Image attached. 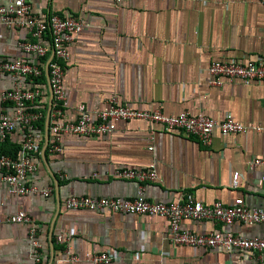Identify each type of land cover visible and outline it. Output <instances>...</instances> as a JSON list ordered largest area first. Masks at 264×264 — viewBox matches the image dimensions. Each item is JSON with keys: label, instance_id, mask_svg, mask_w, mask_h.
I'll list each match as a JSON object with an SVG mask.
<instances>
[{"label": "crops", "instance_id": "1", "mask_svg": "<svg viewBox=\"0 0 264 264\" xmlns=\"http://www.w3.org/2000/svg\"><path fill=\"white\" fill-rule=\"evenodd\" d=\"M27 1L40 17L56 11L86 22L64 62L63 119H75L80 103L101 109L116 95L138 109L188 110L216 120L230 113L243 124L264 126V82L216 85L206 69L212 61L264 57V0ZM26 35L25 28L0 25V58L31 60L17 45ZM11 86V78L0 74V95ZM46 91L47 101L39 104L47 113V84ZM0 110L11 113L13 108L0 98ZM152 128L141 119L118 120L110 134L65 133L61 150L49 153L47 117L39 122L38 167L31 182L50 185L51 193L14 194L0 179V218L22 210L34 219L41 261L29 255V225L1 221L0 264H89L87 257L102 251L117 254L104 264H254L255 253L245 250L171 244L167 220L160 215L64 207L71 194L133 197L137 183L113 176L114 169L154 163L158 180L147 182L144 190L150 200L166 202L190 191L203 203L231 204L241 197L248 206L264 208V184L258 182L264 170L247 167L252 157L264 156V130L222 135L214 129L204 146L193 136L158 124ZM21 138L20 131L11 132L0 149L13 151ZM234 171L239 172L236 187L231 185ZM180 225L197 233L228 228L241 236H264V223L226 226L186 218ZM62 232L69 234L77 261H67L56 242Z\"/></svg>", "mask_w": 264, "mask_h": 264}, {"label": "built area", "instance_id": "2", "mask_svg": "<svg viewBox=\"0 0 264 264\" xmlns=\"http://www.w3.org/2000/svg\"><path fill=\"white\" fill-rule=\"evenodd\" d=\"M0 25L8 28H25L27 35L18 40L17 45L32 57L31 60L0 58V74L8 75L12 80V86L1 92L0 98L13 108L11 113L0 110V145L13 131H20L22 137L16 156L0 150V179L5 182L11 193L47 196L52 190L50 185L38 186L31 182L38 167L37 125L47 117L45 108L39 104L47 101L46 84L52 93L47 117L51 134L46 145V151L49 153L61 150V136L65 133L81 136L110 134L115 129L116 121L127 119L146 121L151 127V132H154L152 126L158 124L163 130H175L193 136L204 146L210 144L214 129H218L222 135L264 130V126L246 125L236 121L230 113H226L221 120L201 112L192 114L188 110H182L177 114H165L158 107L150 109L131 107L119 100L116 95H110L101 109H87L80 103L76 106L75 119L65 120L63 110L67 102L62 81L64 62L69 56V44L80 34L86 22L80 16L63 15L56 11L40 17L31 11V5L27 0H8L6 4H0ZM206 69L212 76V83L216 85L223 84L225 80L239 81L243 84L264 82L263 56L248 62L235 59L212 61ZM148 149L151 150L152 146H148ZM256 166L264 170V156H254L248 161L247 167ZM113 176L135 181L137 183L135 195L124 198L71 194L64 199V207L160 215L167 220L169 241L173 245L245 250L255 253L254 264H264V236H241L228 228L197 233L180 225L186 218L213 220L226 226L234 221L244 224L264 223V208L248 206L241 197H237L231 204H223L218 200L203 203L190 191L181 192L175 199L166 202L150 200L145 196L144 190L147 182L158 180L154 163L145 167L116 168ZM238 176V171L232 173L233 187L238 185ZM258 182L264 184V173ZM1 221L29 225V255L39 263L42 245L38 239V228L34 219L24 211L18 210L4 219L0 218ZM55 240L63 246L67 261L79 259L69 243V234L58 233ZM114 259H117L114 251H102L87 257L89 264H104Z\"/></svg>", "mask_w": 264, "mask_h": 264}, {"label": "trees", "instance_id": "3", "mask_svg": "<svg viewBox=\"0 0 264 264\" xmlns=\"http://www.w3.org/2000/svg\"><path fill=\"white\" fill-rule=\"evenodd\" d=\"M42 79H43V77H42ZM18 149H19V147H14V150L13 151H9V152H7L8 154H10V155H12V156H16L17 155V152H18ZM3 153H6V151L5 150H3V149H0Z\"/></svg>", "mask_w": 264, "mask_h": 264}, {"label": "water", "instance_id": "4", "mask_svg": "<svg viewBox=\"0 0 264 264\" xmlns=\"http://www.w3.org/2000/svg\"><path fill=\"white\" fill-rule=\"evenodd\" d=\"M46 75H47V66H46ZM51 98H52V93H51V90H50V88H49V108H48V111H47V117H48V115H49V109H50ZM47 122H48V119H47Z\"/></svg>", "mask_w": 264, "mask_h": 264}]
</instances>
